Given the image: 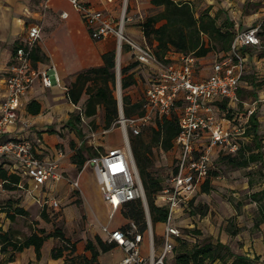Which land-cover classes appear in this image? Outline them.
Wrapping results in <instances>:
<instances>
[{"label": "rangeland", "instance_id": "rangeland-1", "mask_svg": "<svg viewBox=\"0 0 264 264\" xmlns=\"http://www.w3.org/2000/svg\"><path fill=\"white\" fill-rule=\"evenodd\" d=\"M134 0L130 1V6ZM188 2L194 8L196 16L208 13L216 18V24L222 30L227 28V22H232L233 30L239 28L246 29L261 24L264 19V0H176ZM25 9L20 11L19 18L22 21L23 33L14 35L9 33V38L3 36L0 31V52L9 51L13 54L16 44L22 42L28 35V28L38 25L43 28L46 12L39 6L37 0L24 3ZM135 12L129 7V15L136 20L144 21L149 18L159 17L163 11L162 7L154 6L150 0H139L135 2ZM67 7L66 4H63ZM19 4L13 0H0V13L9 11H19ZM164 21H159L160 26ZM137 26H130V30L137 31ZM147 43L156 51L157 42L154 36L145 37ZM206 46H216L219 51V44L210 40L208 36H202ZM103 43V42H101ZM109 47L104 43L103 49ZM115 51L114 49L109 50ZM173 51V50H172ZM125 53V51H124ZM216 53L209 54V60L215 58ZM173 55L175 53H172ZM171 55V54H170ZM9 56V59H10ZM264 53L256 54V59L250 61L252 70L264 71ZM127 57L128 64L121 62V67L131 64L133 59ZM126 61V56H124ZM263 65L259 67V64ZM5 66L0 64L1 71ZM120 67V69H121ZM86 70V69H85ZM82 70V71H85ZM80 71V72H82ZM248 69L246 67L245 72ZM79 72V73H80ZM78 74V73H77ZM72 75L71 84L75 81L76 75ZM137 85L130 91L121 90L122 97L129 92L135 97L142 96L147 86V79L144 72L137 71ZM144 74V75H143ZM256 74L244 75L242 81L255 84L252 76ZM87 86L95 87L93 82ZM94 89V88H93ZM87 92V93H86ZM89 91H84L79 103L80 110H75L70 105V110H41L37 117L31 116L27 110L21 116L19 124L20 138L25 139L32 145L41 148L44 146L49 152L58 149L64 153L63 164L64 180L57 184V190L53 192L48 187L47 198L54 197L59 201L60 208L51 210L47 216L42 212L38 200L42 203L46 196L40 190L28 192L25 189L8 190L1 186L0 182V235L5 234L12 241H23L33 233L44 230L45 234L54 233L59 230L64 235L61 238H52L46 241L42 248L40 259L36 258L33 248L26 249L21 253H13L11 248L7 252L2 250L0 239V264H84L85 258L90 259L91 253L86 250L88 240H93L96 244V236L103 242H109L105 227H132L131 221L124 218L126 208L114 213L110 217L112 208L104 201L97 185L93 170L88 165V158L94 148L105 150L109 148L122 147L125 144L121 130L119 117L109 128H106L105 111L102 106L97 107L95 116L87 118L84 115L86 101L89 98ZM117 83L114 95L118 100ZM246 95L252 97L253 92L246 91ZM238 104L236 111L243 107ZM264 108V107H263ZM122 112L124 107L122 104ZM120 115V112H119ZM124 115H126L124 113ZM79 118V119H78ZM238 122L243 123L244 118L235 117ZM39 119V122H38ZM239 124V123H238ZM259 135L262 140V152H264V127L260 129ZM136 136L129 135V142L132 149V140ZM138 138L143 142V161L146 164L150 178L158 180L163 186L172 171V157L168 151L162 150L152 142V132L146 129ZM236 141L244 145H253L252 137L237 135ZM87 159L83 167H79L77 162L80 158L76 156L78 150ZM133 152V150H132ZM212 172L216 175L211 179V191L196 194L192 201L190 211L186 207L179 210L176 224L186 235L185 244H179L169 254L165 264H176L177 258L185 249L191 250L194 246H201L206 243H222L225 247L219 248L218 259L214 262L206 261V264H231L238 255L247 256L253 260L254 264H264V197L259 201L252 199V194L264 189V160L256 162L245 169L231 167L221 158L213 163ZM79 180L80 189H74L71 181ZM61 183V185H60ZM61 187H60V186ZM144 187V186H143ZM61 188V189H60ZM156 199V196H155ZM163 204L162 200H158ZM16 208L26 211L23 216L17 215L14 220L8 216L14 213ZM195 231H199L196 234ZM154 246L156 251H160L164 244L165 225L164 223L152 225ZM147 238V234L145 235ZM67 247L63 256L57 260L52 259L51 252L59 248ZM142 255L149 257V243L145 240L141 246ZM111 252V253H110ZM109 253H100L97 261L90 264H121V260H114V250ZM113 252V253H112ZM14 256L15 262L8 263V259Z\"/></svg>", "mask_w": 264, "mask_h": 264}, {"label": "built area", "instance_id": "built-area-1", "mask_svg": "<svg viewBox=\"0 0 264 264\" xmlns=\"http://www.w3.org/2000/svg\"><path fill=\"white\" fill-rule=\"evenodd\" d=\"M50 1L42 0L41 6L45 12L49 10ZM67 1L83 16L93 40L115 38L120 81L117 88L118 107L120 104L122 108L120 56L124 51L129 52L133 62H139L146 68L147 86L140 112L131 117H126L122 111L119 115L118 122L125 144L105 150L94 148L88 165L93 170L104 201L112 208L111 218L126 203L141 200L144 205L149 227V257L142 255L141 246L145 236L138 233L134 224L127 232L119 227L104 228L108 241L116 243L124 252L121 264H165L174 250L172 239L181 236L176 224L179 210L187 207L192 198L201 192L209 179L216 156L221 152L235 154L239 149L236 142L239 131L225 129L222 122L214 117L212 104L218 99H236L246 69L243 50L261 45L260 27L237 30L231 51L218 57L211 75L200 79L198 59L192 54H171V61L165 62L156 56L144 38L130 36V26L134 24V19L128 13L131 0ZM118 1L121 5L115 10ZM111 5L112 11L104 10L103 6ZM60 17L67 19L68 14L62 12ZM132 31L136 32L134 29ZM41 34L42 27L38 25L28 28L27 37L14 50L13 60L4 78L6 97L0 106V163L9 162L10 168L22 177L19 185L21 189L26 188L28 192L40 190L46 195L42 203L39 200L37 202L41 209L49 213L60 208L59 201L53 197L48 199L46 192L52 184L64 180L61 172L64 153L58 151L52 156L47 149L42 150L23 138L6 137L8 127L21 120L22 100L34 85L41 82L50 88L59 82L54 66L43 69L34 66L32 55L40 43ZM182 93L185 95V106L180 132L175 141L179 157L172 167L167 184L157 196V203L162 200L163 204L160 205L166 206L168 210L164 224V244L157 252L148 202L129 135L139 136L145 128L155 125L157 119L169 117L176 99ZM71 183L74 189H80L79 180Z\"/></svg>", "mask_w": 264, "mask_h": 264}, {"label": "trees", "instance_id": "trees-1", "mask_svg": "<svg viewBox=\"0 0 264 264\" xmlns=\"http://www.w3.org/2000/svg\"><path fill=\"white\" fill-rule=\"evenodd\" d=\"M156 7H162L163 11L156 18H149L144 21L136 20L133 24L134 27H138L137 31L129 30L130 36L135 39H142L154 36L157 42V50L155 54L161 60L168 62L171 61L170 54L182 53L192 54L198 60L208 57L211 53H216V46H206L202 36L206 35L210 40L219 44V51L216 53L218 56L227 55L231 51V44L233 42L236 30H233L234 25L232 22H227V28L222 30L216 24V18L212 17L208 13H203L200 16H196L194 8L188 2H181L176 0H150ZM121 2L118 1L115 10H118ZM159 21H164L160 26H157ZM147 41V40H146ZM173 50V51H172ZM34 66L37 67L39 62H44L46 56L41 52L38 46L32 55ZM103 65L101 67L90 68L80 72L76 75L75 81L68 88V96L70 101L77 105L84 93L89 91V98L86 101L84 115L87 118L95 116L97 107L102 106L104 108L106 128H109L111 124L119 117V107L114 90L116 87V53L110 51L102 55ZM146 68L139 62H132L131 64L121 67V90L130 91L137 85V71L144 72ZM144 75V74H143ZM89 82H93L95 87L87 86ZM94 88V89H93ZM87 93V92H86ZM122 104L124 107V113L126 117H131L140 112L143 105V95L135 98L130 92L122 97ZM185 106V95L182 93L178 96L175 102L174 110L169 117L163 119H157L155 125H150L145 128L140 135L146 130L150 129L152 132V142L158 145L162 150L168 151L172 157L171 167L177 162L179 157V150L176 146V138L180 132V121L182 112ZM27 111L32 116H37L41 112V105L37 101H31L27 106ZM79 119V118H78ZM250 129L247 130V135H250L253 140V145L240 144L238 151L235 154L221 152L216 156V159L221 158L222 161L228 165L238 169H245L251 164L256 162H263L264 152H262V140L258 134V124L256 122V116L253 113L250 117ZM133 156L140 174L146 199L148 202V209L152 225L155 226L159 223H164L167 220L168 210L166 206H162L157 203L158 194L164 189L158 180L150 178L147 172V166L143 161L142 149L144 147L143 142L136 136L132 140ZM93 152L91 153V155ZM89 156V158L91 157ZM80 158L77 162L81 168L86 162V158L82 154V150L79 149L76 154ZM88 158V159H89ZM212 170L209 174V179L202 187L203 193H209L211 191V179L214 176ZM22 181V177L14 172L9 165V162L0 163V182L1 186L6 189L14 191L20 190L19 187ZM156 196V199H155ZM196 196L192 198L186 207L187 211H190L192 201ZM264 197V189L262 191L252 194L254 201H259ZM126 208L124 218L133 222L137 228L138 233L145 236L148 233L149 227L146 218V212L141 200L132 201L121 206L120 210ZM47 216L46 209H41ZM26 211L22 208H16L14 213L8 217L12 220L17 215L23 216ZM125 232L129 231L132 227H119ZM199 234V231H195ZM188 235L184 234L181 230V236L172 239L174 249L179 244H185V238ZM52 238H61L64 240V235L57 230L54 233L45 234L44 230L39 233H33L23 241H12L5 234L0 235L2 250L7 252L8 248H11L13 253H21L26 249L33 248L36 258L40 259L42 255V248L46 241ZM96 244L93 240H88L86 244V250L91 253V258H85L84 264H90L97 261L100 253H108L117 247L114 242H103L99 236H96ZM182 246L183 252L178 256L176 264H206V261L214 262L218 259L219 248L225 247L222 243L217 242L206 243L201 246H194L191 250H187ZM67 247L59 248L51 252V257L57 260L63 256L64 250ZM15 262L14 256L8 259V263ZM231 264H254L253 260L247 256L238 255Z\"/></svg>", "mask_w": 264, "mask_h": 264}, {"label": "crops", "instance_id": "crops-1", "mask_svg": "<svg viewBox=\"0 0 264 264\" xmlns=\"http://www.w3.org/2000/svg\"><path fill=\"white\" fill-rule=\"evenodd\" d=\"M13 1L16 4L20 5V7H18L20 8L19 11L0 13V31H2L5 38H9V33L14 35L23 33L21 24L22 21L19 18L18 14L20 13V11L25 9L24 3L34 0ZM37 1L39 3V6L41 7L42 0ZM138 1L139 0H134L131 4V10H133L134 15H137L140 12L139 10L135 12L134 4L135 2L138 3ZM63 4H66L67 7H64ZM103 8L107 11L113 10L112 5L103 6ZM62 12H66L68 14L67 19H62L60 17V14ZM45 16L46 18L42 28L41 40L38 46L40 47L42 54L46 56V59L44 62H39L37 66L40 69L46 68L47 66H54L58 75L59 82L50 88L45 87L41 82H37L22 100V105L20 107L21 116L24 114L25 110H27V106L31 101L39 102L41 105V110H58V112H61L62 110H70V105L75 110H80L81 108L79 106L73 104L70 101L67 94L68 88L71 85V82L70 80H68V78H71L72 75H75L77 73L79 74V72L82 70L101 67L104 63L102 55L107 53L111 49H116V41L114 37H108L106 39L98 41L93 40L85 24L83 16L80 13L76 12L67 0H51L49 3V10H47ZM256 26L260 27L259 37L261 40V45L259 47H251L243 50L245 64L248 69L247 73L245 72V75H250V73H257L256 79L254 75L252 76L255 84H250L245 79L240 84V89L238 91L236 99H218L212 104L214 117L218 121L222 122L225 129L239 131L238 135L241 134L249 136L247 135V130L251 127L250 117L253 113L256 116V122L258 124V134L260 129L264 127V71H262L261 73L255 72L259 68H255L252 70V66H250V61H254L256 59V54L264 53V19L262 20L261 24H258ZM256 26H252L250 28H254ZM246 29H241L238 27L236 31ZM104 43L109 46L107 47V49L102 48V45H104ZM20 44L21 42L19 44H16L15 49ZM9 56L10 55L8 50H6V52L4 53L0 52V64H5L3 70L1 71L0 77V106L6 97L4 78L13 60L14 51L13 54H11L10 59ZM124 56H126V61H124ZM128 56L130 57L129 59H132L129 52H125L122 56H120V61L124 65L128 64L126 63ZM218 57L219 56L216 54L215 58H213L212 60H209V56L198 60V68L200 69L198 78L202 79L211 75L213 65L217 61ZM261 61H264V56L262 57ZM262 66L263 65L260 62L259 67ZM246 91L253 92L254 95H252V97H249L246 95ZM238 104H243L244 106L240 107L236 111V107ZM234 116L240 117V120L245 117L244 122H238V120L234 118ZM20 121L8 127V130L6 132V137L8 139L20 138L18 136ZM237 144L240 147V143L237 142ZM41 148L42 150L46 149L44 146H42ZM57 152L58 149H55L50 153V155L55 156ZM63 168L64 166L62 164V173L64 171ZM58 183L59 182L50 186L51 189H53V192L55 190L56 192H58V190L56 189ZM55 197L56 194H54L53 198ZM145 240H148V237L146 238L145 236L144 241ZM113 254H115L113 256L114 260L122 261V259L124 258V252L119 246L114 249Z\"/></svg>", "mask_w": 264, "mask_h": 264}, {"label": "water", "instance_id": "water-1", "mask_svg": "<svg viewBox=\"0 0 264 264\" xmlns=\"http://www.w3.org/2000/svg\"><path fill=\"white\" fill-rule=\"evenodd\" d=\"M115 61H116V68H115V73H116V83H117V88H119V83H120V81H119V74H118V68H117V55H116V59H115ZM122 111V108H121V105L119 104V112H121ZM148 206V205H147Z\"/></svg>", "mask_w": 264, "mask_h": 264}]
</instances>
